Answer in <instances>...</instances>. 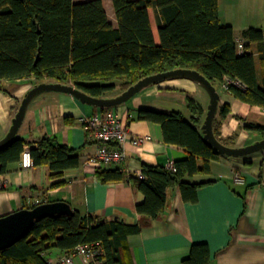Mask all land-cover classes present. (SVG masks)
Listing matches in <instances>:
<instances>
[{
	"label": "trees",
	"instance_id": "16d2710c",
	"mask_svg": "<svg viewBox=\"0 0 264 264\" xmlns=\"http://www.w3.org/2000/svg\"><path fill=\"white\" fill-rule=\"evenodd\" d=\"M112 3L116 27L109 20L103 0H0V86L7 80L34 78L36 85L62 83L102 98L116 90L124 92L145 77L189 69L200 72L216 87L227 83V79L239 81L243 88L230 84L227 91L244 103L264 108L263 30L250 28L243 32L245 39L258 46L263 69L260 83L255 55L246 49L238 52L233 27L220 21L219 0ZM151 8L158 16L159 44L152 29ZM188 104L190 119L178 111L139 110V120L162 126L165 143L187 151V158L176 162L174 168L144 163L142 176L127 175L120 169L97 171L105 184L127 181L143 193L144 200L136 207L141 216L139 223L106 222L78 211L73 216L44 218L25 238L0 251V264H51L50 251H71L93 242L103 245L104 264H129L124 259L128 238L162 217L167 208V190L180 185L183 190H191L190 201L196 202L197 186L184 178L209 174L212 163L223 156L204 140L199 129L207 114L205 109L192 98ZM230 113V105L220 108L221 118ZM246 129L264 137L262 125L248 123ZM214 132L221 142L231 146L221 138L217 117ZM28 143L18 134L0 152V175L6 173L9 164L21 161ZM34 143V166L49 167L52 188L65 186L64 173L81 166L80 156L48 135ZM185 199L189 198L185 195ZM34 207L25 205V209ZM210 263L211 252L205 243L195 244L183 262Z\"/></svg>",
	"mask_w": 264,
	"mask_h": 264
},
{
	"label": "crops",
	"instance_id": "0c3cea01",
	"mask_svg": "<svg viewBox=\"0 0 264 264\" xmlns=\"http://www.w3.org/2000/svg\"><path fill=\"white\" fill-rule=\"evenodd\" d=\"M248 1L231 0L234 7L232 15L235 4L243 5ZM103 3L110 22L116 27L112 0H103ZM221 6L222 1L219 0L221 23L231 25L236 43L242 42L245 49L255 55L262 83L263 69L258 58V46L243 37L245 30L255 27L236 25L225 19L226 12ZM110 12L115 19L110 18ZM149 14L155 40L159 44L155 8H151ZM259 30L264 31V26ZM35 85L34 78L2 82L0 140L10 131L22 100ZM217 89L221 96L220 108L225 104L231 107V113L226 118L220 117V108L217 114L221 138L232 147H243L264 139L262 135L246 129L248 123L264 126V108L236 99L224 89V85H218ZM114 96L117 94L111 93L106 97ZM189 98L196 100L207 113L209 94L199 84L186 79L151 85L128 102L105 110L116 111L132 137L148 138L140 146L127 143L125 161L105 168L142 176L144 163L169 168L170 164L175 165L187 158L185 149L165 143L160 124L139 120L138 115L140 109H153L168 113L178 111L184 118L190 119ZM99 112L104 111L65 93L46 92L34 100L19 131V135L29 142L25 147L32 148L35 141L48 135L74 150L80 156L81 166L65 171V186L52 188L48 166L25 170L21 161L9 164L2 175L6 185L0 190V217L25 209V205L36 207L62 201L69 203L74 213L78 211L83 216L91 214L106 222L118 220L137 224L141 221L136 207L144 200L143 193L127 181L105 184L97 176L98 169L85 165L98 150V144L80 119ZM239 116L245 120L239 119ZM203 123L199 125L201 132ZM238 175L244 183L236 181ZM184 181L197 186V201H190L193 194L189 189L183 190L180 185L169 188L165 213L144 227L141 233L128 238L125 261L129 264H183L195 244L205 243L211 252L210 264H264V150L243 158L223 155L212 163L209 174L185 177ZM61 255V251L52 250L48 260L51 264H58ZM74 264H87V260L77 258Z\"/></svg>",
	"mask_w": 264,
	"mask_h": 264
},
{
	"label": "water",
	"instance_id": "95a60500",
	"mask_svg": "<svg viewBox=\"0 0 264 264\" xmlns=\"http://www.w3.org/2000/svg\"><path fill=\"white\" fill-rule=\"evenodd\" d=\"M191 80L203 87L210 96L207 115L202 126L204 140L220 154L243 158L264 150V139L243 147H232L221 142L214 132V121L220 108L221 96L214 86L204 75L195 70L176 69L164 73L155 74L141 79L120 95L114 97L96 98L77 89L75 86L62 83H40L35 85L24 97L21 105L13 118V125L8 134L0 140V152L6 149L18 136L19 131L26 119L28 110L34 100L46 92H57L72 95L81 102L98 108L116 107L128 102L143 89L170 80ZM68 215L73 216L74 210L67 202H48L40 204L32 209H22L6 216L0 217V251H3L23 238L36 226L39 220L44 218Z\"/></svg>",
	"mask_w": 264,
	"mask_h": 264
},
{
	"label": "built area",
	"instance_id": "2783aa9c",
	"mask_svg": "<svg viewBox=\"0 0 264 264\" xmlns=\"http://www.w3.org/2000/svg\"><path fill=\"white\" fill-rule=\"evenodd\" d=\"M237 50L240 53L244 52L245 47L242 42L237 43ZM230 84L243 88L239 81L227 79L224 89L227 90ZM80 122L98 144V150L85 163L87 168L97 170L114 163H121L127 157V143L140 146L148 140L147 137H132L121 116L114 110L84 116ZM21 166L25 170L34 167L31 148L27 146L24 147L22 153ZM169 168H174V165L170 164ZM236 181L244 183L240 175L237 176ZM5 185V180L0 175V190L4 189ZM104 253V247L100 242L81 244L71 251L62 252L58 264H74L77 258H84L87 260V264H104L102 259Z\"/></svg>",
	"mask_w": 264,
	"mask_h": 264
},
{
	"label": "rangeland",
	"instance_id": "374dc122",
	"mask_svg": "<svg viewBox=\"0 0 264 264\" xmlns=\"http://www.w3.org/2000/svg\"><path fill=\"white\" fill-rule=\"evenodd\" d=\"M222 10L226 12V18L231 22L243 25H251L250 27L260 28L264 26V0H249L243 5L235 4V11L232 15L233 6L231 0H221ZM244 1V0H243ZM112 5V3H111ZM113 7V5H112ZM110 18L115 19L114 14L110 12ZM116 21V20H115ZM249 27V26H248ZM122 91L116 90L112 95H120Z\"/></svg>",
	"mask_w": 264,
	"mask_h": 264
}]
</instances>
